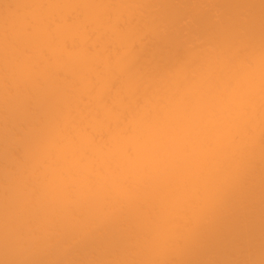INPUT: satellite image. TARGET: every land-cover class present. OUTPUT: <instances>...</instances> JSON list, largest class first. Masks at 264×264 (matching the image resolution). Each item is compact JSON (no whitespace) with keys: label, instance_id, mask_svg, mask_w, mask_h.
I'll return each instance as SVG.
<instances>
[{"label":"bare ground","instance_id":"bare-ground-1","mask_svg":"<svg viewBox=\"0 0 264 264\" xmlns=\"http://www.w3.org/2000/svg\"><path fill=\"white\" fill-rule=\"evenodd\" d=\"M0 264H264V0H0Z\"/></svg>","mask_w":264,"mask_h":264}]
</instances>
